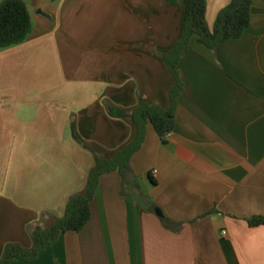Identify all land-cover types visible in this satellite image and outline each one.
<instances>
[{"label": "crops", "instance_id": "0c3cea01", "mask_svg": "<svg viewBox=\"0 0 264 264\" xmlns=\"http://www.w3.org/2000/svg\"><path fill=\"white\" fill-rule=\"evenodd\" d=\"M24 1L33 31L0 51V264L86 192L95 154L134 142L109 106L171 108L164 56L184 32V0ZM231 2L207 0L210 29ZM179 72L167 143L147 124L134 175L101 178L87 227L13 264H264V225H249L264 217V0L241 38L211 51L194 37Z\"/></svg>", "mask_w": 264, "mask_h": 264}, {"label": "trees", "instance_id": "16d2710c", "mask_svg": "<svg viewBox=\"0 0 264 264\" xmlns=\"http://www.w3.org/2000/svg\"><path fill=\"white\" fill-rule=\"evenodd\" d=\"M252 6L253 0H232L220 12L214 28L210 29L207 23V0H184L183 36L175 48L164 56L165 63L175 80L169 92L171 108L165 110L159 106L150 105L145 100H141L139 108L133 112H125L109 106L112 116L126 118L137 126V137L134 142L112 159L95 154L96 165L90 175L86 192L70 200L62 219L54 221L49 226H38L33 229L34 247L32 250H27L20 245H9L1 264H13L19 259L34 262L64 234L80 233L87 227L92 216V202L96 197L101 178L115 171H118L124 180L134 175L132 158L141 149L145 140V126L152 124L159 137L167 143V136L173 132L175 127V109L184 90L179 62L193 38L197 37L198 42L211 51H215L223 43L241 38L250 27ZM32 31L31 14L24 0H4L0 4V51L23 44ZM75 138L77 139L76 135ZM148 211L156 215L166 229L179 231L183 227L182 223L169 218L165 211L157 205H153ZM249 225L251 227L263 226L264 217L254 218Z\"/></svg>", "mask_w": 264, "mask_h": 264}, {"label": "built area", "instance_id": "2783aa9c", "mask_svg": "<svg viewBox=\"0 0 264 264\" xmlns=\"http://www.w3.org/2000/svg\"><path fill=\"white\" fill-rule=\"evenodd\" d=\"M170 137H171V134H169V135L167 136V139H170Z\"/></svg>", "mask_w": 264, "mask_h": 264}]
</instances>
